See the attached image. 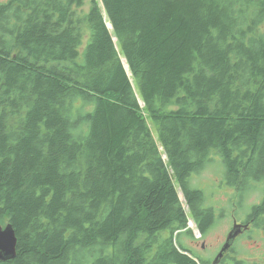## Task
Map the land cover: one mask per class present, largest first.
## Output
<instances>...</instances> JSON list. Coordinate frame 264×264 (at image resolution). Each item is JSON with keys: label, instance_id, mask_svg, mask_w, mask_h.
<instances>
[{"label": "trees", "instance_id": "trees-1", "mask_svg": "<svg viewBox=\"0 0 264 264\" xmlns=\"http://www.w3.org/2000/svg\"><path fill=\"white\" fill-rule=\"evenodd\" d=\"M213 156L264 169V0L0 4V264H199Z\"/></svg>", "mask_w": 264, "mask_h": 264}, {"label": "rangeland", "instance_id": "rangeland-1", "mask_svg": "<svg viewBox=\"0 0 264 264\" xmlns=\"http://www.w3.org/2000/svg\"><path fill=\"white\" fill-rule=\"evenodd\" d=\"M4 1L0 0V2ZM218 158L213 156L210 165L205 166L199 172H193L190 175V185L204 192L206 195L205 205L213 207L217 211L216 213L220 212L228 217L231 213H235L238 218L242 219L252 210L253 205L260 203L262 200L264 195V169L252 170L248 175L245 174L240 179L242 183L237 186L233 183L234 177L231 176L230 172L222 164L221 159ZM258 159L256 158L255 161H258ZM178 194L181 202L187 208L186 200L180 187H178ZM228 221L224 219V216L215 221L216 224L214 223L215 225L210 229V232H207L208 244L216 243V236L228 228ZM189 228L192 231L196 230L192 219L189 220ZM244 250L247 251L248 249Z\"/></svg>", "mask_w": 264, "mask_h": 264}, {"label": "flooded vegetation", "instance_id": "flooded-vegetation-1", "mask_svg": "<svg viewBox=\"0 0 264 264\" xmlns=\"http://www.w3.org/2000/svg\"><path fill=\"white\" fill-rule=\"evenodd\" d=\"M7 1L8 0L0 2V4ZM244 150V148L235 150V153L238 154V152ZM212 209L213 212L211 214H201L200 218L203 221L206 220L208 225H211L213 222L209 229H206L204 233H201L197 229V223H195V220L192 218L191 219L195 223L196 230H193L192 233L187 231H182L180 233V235L182 234L180 236L181 243L185 247V250L182 252L194 258L199 264H212L223 244L226 242L234 225L242 224L247 226H242L238 230L237 235L233 238L232 244L226 251L227 253H224L218 264H264V215H254L249 212L246 216H244V218L240 219L235 215V213H231L230 215L228 214V217L226 214L220 212L216 213L217 211H215L213 207ZM223 216L226 221L229 220L228 228L216 236V243L208 244L207 232H210V229L216 224L215 221ZM244 249L248 250L245 251Z\"/></svg>", "mask_w": 264, "mask_h": 264}, {"label": "water", "instance_id": "water-1", "mask_svg": "<svg viewBox=\"0 0 264 264\" xmlns=\"http://www.w3.org/2000/svg\"><path fill=\"white\" fill-rule=\"evenodd\" d=\"M242 224H235L233 229L228 235L226 242L223 244L221 250L213 260L212 264H218L221 257L229 249L232 244L233 238L237 235L238 230ZM17 254V235L15 229L11 223L5 225L0 224V261L11 260L16 257Z\"/></svg>", "mask_w": 264, "mask_h": 264}, {"label": "bare ground", "instance_id": "bare-ground-1", "mask_svg": "<svg viewBox=\"0 0 264 264\" xmlns=\"http://www.w3.org/2000/svg\"><path fill=\"white\" fill-rule=\"evenodd\" d=\"M227 253V252H226Z\"/></svg>", "mask_w": 264, "mask_h": 264}]
</instances>
